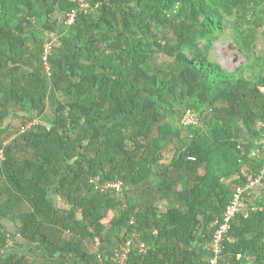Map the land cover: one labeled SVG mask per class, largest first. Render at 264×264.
Wrapping results in <instances>:
<instances>
[{"label":"trees","instance_id":"16d2710c","mask_svg":"<svg viewBox=\"0 0 264 264\" xmlns=\"http://www.w3.org/2000/svg\"><path fill=\"white\" fill-rule=\"evenodd\" d=\"M89 4L91 9L100 4L97 16L78 15V0H0V264H35L16 250L32 252L34 245L89 264L98 263L99 257L103 264H112L113 251L105 248L99 257L93 256L83 251L82 244L88 236L107 241L103 220L110 211L117 213L113 221L117 235L123 227L136 229L133 243L148 247L144 252L134 247L127 264H211L217 222L233 198L232 184L224 181L234 178L244 165L256 172L263 168L264 162L250 154L263 134L259 122L264 121V95L256 90L254 100L246 91L235 93L232 77L210 62L200 43L220 32L223 14L238 12L245 24H255L257 8L263 7L264 13V0H91ZM59 12L76 14V32L65 36L57 54L45 62V34L57 31L59 23L53 19ZM172 12L181 24V30L174 31L175 48L181 52L172 70L168 67L171 79L166 82L159 74H150L147 66L153 45L161 47L156 32L173 28ZM256 22L259 27L264 23ZM91 30L102 33L103 41H98L109 46V57L93 58L96 43L86 39ZM185 47L196 49L194 57L183 52ZM47 63L53 81L45 75ZM258 84L264 88V77ZM171 97L176 109H184L178 121L189 136L186 150L165 165L163 151L181 133L164 121L174 114L171 108L165 115L158 109ZM219 101L230 108H217ZM49 106L53 119L47 116ZM190 106L202 121L185 127L181 120ZM210 109L214 117L205 121ZM21 113L34 123L33 128L5 144L9 128L3 125ZM241 123L254 130L252 139H235L234 130ZM153 127L156 134L149 137ZM141 138L148 146L139 142ZM20 146L25 151L22 157ZM141 149L146 151L137 160ZM151 167L160 176L152 195L174 204L160 219L149 208L139 211L132 195L123 210L108 196L99 195L88 204L81 201L78 213L63 210L56 199L62 190L81 186L87 176L123 182L130 192L150 178ZM200 167L206 170L202 178ZM263 228V213L248 220L237 216L230 233L235 242L226 244L218 264H264ZM66 231L76 236L66 239ZM8 241L15 249L4 253ZM238 254L244 259L237 261ZM247 257H255L254 262Z\"/></svg>","mask_w":264,"mask_h":264},{"label":"rangeland","instance_id":"374dc122","mask_svg":"<svg viewBox=\"0 0 264 264\" xmlns=\"http://www.w3.org/2000/svg\"><path fill=\"white\" fill-rule=\"evenodd\" d=\"M78 1L80 4V11H78V15L81 14V16L83 15L91 18L99 14L100 4H97L94 9H91L89 4L91 0ZM262 9L263 7L261 6L257 8L256 16L254 18L255 24H253L254 22H252L253 25L245 24L241 19V13L235 12L231 16L223 14L221 22L222 29H220V32H215L211 34L200 43V48L202 49V52L208 53V58L210 62L219 65L222 72L232 77L234 82V92L244 93L246 91L250 93V97L252 99L256 98V90H258L261 95H264V88L258 86L259 81H261L264 77V23L260 27L256 24V21L261 20L262 22H264V13L262 12ZM246 14H248V12L245 13V15ZM170 19L173 21L172 29H166V27H164L161 28L158 32H156V37L158 38V42L161 47L160 49H158L156 46L153 45L152 60L147 66V69L150 74H159L160 78H162V80L166 82L170 81L171 78L169 76V70H172L174 66V60L176 59L177 55H179V53L181 52L180 50L175 48L177 36H175L174 34V31L181 30L180 20L174 12L170 14ZM57 20L59 23V26H57V31L54 33L45 34V38L47 40L45 46L46 55H44L45 62L49 56H55L57 54L56 51L60 50L62 46L61 40L65 36L75 34L76 32V14L68 13L66 15V13L59 12L55 15L53 19V21ZM248 29L255 31L254 35H251L252 31L245 32V30ZM136 31L138 32V34H141L139 28L136 29ZM101 36L102 33H98L97 31L91 30L88 36L86 37L87 40L95 41L96 43V52L93 55L94 59H102L110 56V50L108 48L109 46L103 42L98 41V39H101ZM148 41L150 42L152 41V39L149 38ZM53 48L54 50H52ZM183 52L189 57H194V53H197L196 49L195 51L190 50L189 47H185ZM45 67V75L50 81H53L54 72L51 71L52 66L47 67L45 65ZM168 67L170 68L167 72ZM58 99L64 101L63 96H59ZM168 102L171 105L168 104ZM175 107V102L172 100L171 97L169 99H164L162 102H160V107L158 108L160 109L161 115H165L167 113L169 114V112L172 110L174 114H172L170 117H168L169 115H166L168 118H166V120L164 121L170 122L171 124H173L174 127L181 130V133L178 134V136L174 138L173 141L167 143L166 148L163 151L161 163H164L165 165H169L172 159L178 154L179 151H185V144L188 143L189 131L187 129L182 128L179 125L178 121L179 117L181 116L180 114H183L184 109H176ZM216 107L222 110H227L228 108H230V105L225 102L219 101L217 102ZM161 108L164 109L161 110ZM169 108H171V110ZM234 108H236V106ZM188 111H194L193 107L190 106L188 108ZM47 116L51 119L55 117L54 111L52 110L51 106H49L48 108ZM213 117L214 114L212 109L209 110L208 114L204 115V119H206L205 121H209ZM39 123L40 121H37L35 124ZM33 125L34 123L28 121V119L25 118V114L23 113H21L20 117L17 118L12 116L5 122V125H3V127L9 128V132L7 133V139H4L5 144L14 143V141H16L21 134H24L26 131L33 128ZM234 131H236V133L234 132L235 139L241 142L252 139L254 135V130H252L250 126L248 128L245 123H241L240 126L237 127V129H235ZM155 134L156 129L155 127H153L151 129V134L149 135V137L155 136ZM139 142L146 146H148L149 143L145 138H141ZM20 147L21 148L19 154L22 157L25 154L24 146ZM145 151V149H141L135 155L137 160L140 158L141 154L143 155L145 153ZM0 155L2 156L3 154L0 152ZM151 168L152 169L150 178L144 181L139 186L133 187L130 192H128V186L124 185L123 182H103V175L87 176L81 186L78 185L73 189L62 190V192H60V194L56 196V199L58 200L59 206H61L63 210H66L69 213H78L79 203L81 201H83V203L85 204H88L90 203L91 199L99 195L105 199L108 196L111 200H114L115 204H119V210H123L126 207L128 195H132L131 197L137 199L139 211L149 208V211L152 210V212H154L160 219L167 214L169 209L174 207V204H170V201H166V199L162 200L158 197L155 198L156 195H152L155 194V184H160V176H157V173H155V171H157V168ZM197 172L201 178L206 175L205 167H200ZM230 179L224 182L228 184ZM178 185L183 184L182 182H178ZM178 187L180 188V186ZM116 217L117 213H115L114 211H110L108 216L103 220V223L107 226V233H109L106 242H104L101 237L92 238L91 236H88L84 238V240L82 239L84 252L99 257L103 250L107 248L108 251L110 250L115 253L116 257L114 259H117L118 257H122L123 255H125L126 252L132 251L134 247L138 248L139 252H144L148 249V247L145 246L143 242L133 243L135 234L138 235L136 229H133V231H128L126 227H123L117 235V230L113 226V221ZM204 219L205 217L201 215V223L204 222ZM4 224L8 227L11 233L15 232V228L13 225L8 224L6 222ZM131 224L133 225V221H131ZM202 230L203 229L201 226L198 233H200ZM74 236H76L75 232L66 231L64 238L71 240ZM78 238L81 239V235H78ZM12 247H14V242L8 241L6 247L4 248V253H8V251L15 249ZM34 248L35 249H33L32 252L30 251L31 249H24L22 247H17L16 250H18L20 253H26V256H28L27 258L31 262L34 260L36 261L35 264H57L56 262L60 261H65L70 264H89L85 263L82 259H79L77 256L69 254L61 255L58 254V252H54V250L50 248H41L37 245H34ZM174 252L179 253L178 251ZM244 257L245 256L242 254V258H240V260L244 259ZM224 258L226 261H229L230 257L229 255H227ZM236 260L240 261L238 257H236ZM247 260L250 263H253L255 257H247ZM98 261V263L103 264V261L102 259H100V257ZM114 262L115 260H112V264ZM98 263L94 262L90 264Z\"/></svg>","mask_w":264,"mask_h":264},{"label":"built area","instance_id":"2783aa9c","mask_svg":"<svg viewBox=\"0 0 264 264\" xmlns=\"http://www.w3.org/2000/svg\"><path fill=\"white\" fill-rule=\"evenodd\" d=\"M46 62H48V58ZM201 121L202 118L199 114L195 111H188L183 117V120H181V124L185 127L190 125L197 126ZM259 127L263 132L262 138L257 142L258 148L252 151L250 157L264 162V121L259 122ZM232 195L233 198L225 209L223 219L217 222L219 227L210 244V250L215 254V258L211 261V264H218V259L225 251L226 244L235 242L230 233L237 216L241 215L244 219L248 220L254 213L264 214V204L257 205V201H264V164L259 172L254 171L248 165H244L240 173L234 177ZM127 254L128 252L122 257L113 259L115 260L113 264H127ZM237 257L240 260L242 254H238Z\"/></svg>","mask_w":264,"mask_h":264},{"label":"crops","instance_id":"0c3cea01","mask_svg":"<svg viewBox=\"0 0 264 264\" xmlns=\"http://www.w3.org/2000/svg\"><path fill=\"white\" fill-rule=\"evenodd\" d=\"M234 178H231L230 180H229V182H228V184H232V182H233V184H234V180H233ZM233 184L231 185V187H230V189H231V192H232V190H233ZM79 263V262H78Z\"/></svg>","mask_w":264,"mask_h":264}]
</instances>
